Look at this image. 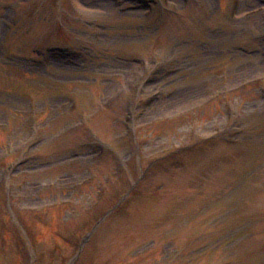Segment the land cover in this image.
<instances>
[{
  "label": "rangeland",
  "instance_id": "374dc122",
  "mask_svg": "<svg viewBox=\"0 0 264 264\" xmlns=\"http://www.w3.org/2000/svg\"><path fill=\"white\" fill-rule=\"evenodd\" d=\"M0 264H264V0H0Z\"/></svg>",
  "mask_w": 264,
  "mask_h": 264
}]
</instances>
